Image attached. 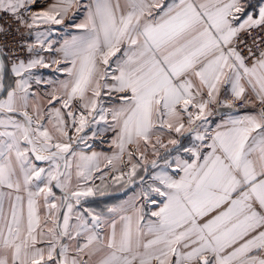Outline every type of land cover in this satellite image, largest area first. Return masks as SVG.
I'll list each match as a JSON object with an SVG mask.
<instances>
[{
    "label": "snow or ice",
    "instance_id": "6c2138e0",
    "mask_svg": "<svg viewBox=\"0 0 264 264\" xmlns=\"http://www.w3.org/2000/svg\"><path fill=\"white\" fill-rule=\"evenodd\" d=\"M37 5L0 0V264H264V3ZM61 25L74 31L57 47ZM53 65L66 79H42ZM101 122L114 183L141 168L151 181L106 213L82 203L107 186L89 185L101 158L78 150ZM173 132L191 134L187 158L161 157Z\"/></svg>",
    "mask_w": 264,
    "mask_h": 264
},
{
    "label": "crops",
    "instance_id": "0c3cea01",
    "mask_svg": "<svg viewBox=\"0 0 264 264\" xmlns=\"http://www.w3.org/2000/svg\"><path fill=\"white\" fill-rule=\"evenodd\" d=\"M54 2V0H38L37 8L46 6L48 3ZM83 2V0H82ZM253 5L258 6L260 3H264V0H252ZM256 9L253 8L252 11H255ZM73 12H75V9H73ZM72 13L69 14L71 17ZM82 15H79L76 19V23L82 19ZM65 23H68L66 20ZM54 28L60 29V31L54 33L51 37L53 41L56 42V46H59V43H62V38L66 34V31H74L73 29H64V26H52ZM46 59H47V54ZM55 65H53L52 68H43L37 70L38 73L42 76V79L44 81H59L66 79V76L63 73H59L55 71ZM34 90L38 91L40 95H44L46 92L51 91L52 85L41 83L40 85H33ZM224 98V93L222 91L221 93V99ZM105 101V106H108L107 98H103ZM57 107L60 105L57 104ZM217 113L218 110H216ZM243 112V108L241 109V114ZM211 121H213V127L215 126V123H218L220 121V115H214L209 118ZM110 120V117H109ZM106 125L101 122L100 124H91L88 127L85 128L84 132L80 133L79 135L87 137L85 143L78 145V150L83 151L86 155H92L93 152L97 153L101 158V164H100V171L94 173L93 178L91 181H89L90 186H99L103 188L105 185L107 186L105 188V195L101 196L97 194L94 197H88L82 203L85 207H90L94 209L97 212L106 213L107 209L112 206L121 205L124 204L127 201H130L133 199L134 194L138 193L140 191L139 185L141 183L139 177L144 176V182L150 183L149 175L145 174L143 172V169H138L137 176L133 177V180L135 183H129L127 185H124V181L127 180V176H124L123 180L120 184H116L113 181V176L119 175L120 173H113L110 169L104 167L105 161L103 158L105 156H112L114 153H116L118 150L115 148V146L111 143L112 139L114 138V133L112 131H100V129L105 128ZM96 133L93 135V133ZM171 138L179 140L180 144L177 146L167 145V141L169 139V136L165 135L163 137L164 143L167 145V154L161 155V157L169 156V158H174L177 155H181L184 158H187V154L181 152H177L176 148L181 145L189 146L192 136L190 133H184L183 135L177 134L175 132L171 133ZM155 138H153L154 140ZM74 147H77V145H74ZM178 147V148H179ZM171 149V150H170ZM161 150V149H160ZM136 159H139L138 154L136 155ZM148 159H157L158 163L163 165V159L160 157H155L151 154V148L149 147L148 150ZM118 167L122 168L124 172H127L130 165L127 163V156L123 158V161L118 165ZM156 171L154 169H151L149 166V173ZM106 173V175H104ZM101 175H103V180L100 179ZM57 194L59 195V190H56Z\"/></svg>",
    "mask_w": 264,
    "mask_h": 264
},
{
    "label": "built area",
    "instance_id": "2783aa9c",
    "mask_svg": "<svg viewBox=\"0 0 264 264\" xmlns=\"http://www.w3.org/2000/svg\"><path fill=\"white\" fill-rule=\"evenodd\" d=\"M5 19H7V18L5 17ZM13 27H14V26H13ZM254 34H255V33H254ZM17 38H18V37H17ZM8 39H9V40L13 39V36L10 35V36L8 37ZM221 100H223V99H221ZM237 107L240 108V109L244 108V106H243L242 104H240L239 102H237ZM218 109H220V108H216V110H218ZM73 134H75V133H74V130H73Z\"/></svg>",
    "mask_w": 264,
    "mask_h": 264
},
{
    "label": "rangeland",
    "instance_id": "374dc122",
    "mask_svg": "<svg viewBox=\"0 0 264 264\" xmlns=\"http://www.w3.org/2000/svg\"><path fill=\"white\" fill-rule=\"evenodd\" d=\"M183 146H184V145H183ZM178 147H179V146H178ZM178 147H177V148H178ZM177 148H176V149H177ZM170 150H171V149H170ZM159 151H160V154H161V155H165V154H167V152H168L167 148H161V150H159ZM123 183H124V182H123Z\"/></svg>",
    "mask_w": 264,
    "mask_h": 264
},
{
    "label": "water",
    "instance_id": "95a60500",
    "mask_svg": "<svg viewBox=\"0 0 264 264\" xmlns=\"http://www.w3.org/2000/svg\"><path fill=\"white\" fill-rule=\"evenodd\" d=\"M223 111H226V110L223 109V108L218 109V112H219V113H222Z\"/></svg>",
    "mask_w": 264,
    "mask_h": 264
}]
</instances>
